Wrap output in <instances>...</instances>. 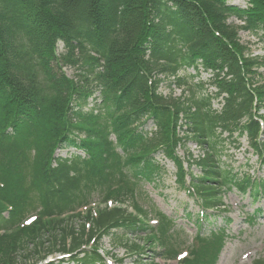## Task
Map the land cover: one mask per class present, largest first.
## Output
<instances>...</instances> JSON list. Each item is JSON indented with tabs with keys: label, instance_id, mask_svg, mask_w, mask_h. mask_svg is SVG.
<instances>
[{
	"label": "trees",
	"instance_id": "trees-1",
	"mask_svg": "<svg viewBox=\"0 0 264 264\" xmlns=\"http://www.w3.org/2000/svg\"><path fill=\"white\" fill-rule=\"evenodd\" d=\"M234 1L0 0V264L65 263L46 261L55 255L104 264L97 248L111 230L155 233L165 245L168 222L160 214L152 229L122 209L88 207L97 194L129 200L138 210L135 186L157 176L159 152L175 166L180 189L205 210L222 206V188L244 192L247 186L252 197L260 192L219 166L223 133L246 135L253 152L264 153V141L258 142L264 119L257 115L264 85L254 81L260 62L237 36L238 30L264 33V0H246L245 8ZM231 18L242 25H230ZM61 62L76 68L78 79L66 77ZM198 66L215 73V95L204 94L192 76L177 78ZM159 76L175 77L167 87H187V96L159 95ZM95 91L98 102L82 111ZM222 95L223 106L214 111L211 102ZM148 121L155 127L150 134ZM189 141L204 153L196 160L187 154L185 172L175 150ZM59 148L78 153L55 157ZM218 242L182 264H198L215 251L213 264ZM164 250L175 258L171 247Z\"/></svg>",
	"mask_w": 264,
	"mask_h": 264
},
{
	"label": "rangeland",
	"instance_id": "rangeland-1",
	"mask_svg": "<svg viewBox=\"0 0 264 264\" xmlns=\"http://www.w3.org/2000/svg\"><path fill=\"white\" fill-rule=\"evenodd\" d=\"M245 2L235 0L233 5L245 8ZM229 24L241 25L233 18L229 19ZM238 38L247 49L249 56L260 62V66L256 69L258 75L254 81L259 86L264 85V33L260 32L255 35L239 31ZM61 52L62 46L58 44L57 53ZM59 67L68 78L76 77L77 71L72 66H64L61 62ZM209 77L205 72H201L199 79L207 81ZM160 91L164 96L170 94L173 98L180 96V91L177 89L171 92L161 87ZM211 91L213 90L210 89L207 92ZM218 107L219 104L214 102L213 109H218ZM260 114L264 115V110H261ZM148 126L151 128L150 122L145 128L148 129ZM222 137L225 139L226 135ZM223 145L220 158L223 166L230 167L236 173H247L253 178H260L264 181V166H260L259 159L252 154L246 137L225 139ZM185 149L195 159L202 154V150L192 142H189ZM175 153L181 159L185 156L181 148L176 149ZM154 157L162 167L161 175L155 178L154 184H138L136 203L144 210L152 208L153 213L159 212L169 218L174 227L169 230L167 246L171 245L173 250L181 255L186 252L190 254L191 251L195 253L199 247L200 249L208 247V239L213 236L221 241V250L213 264H251L252 261L264 257V198L253 202L247 195L242 196L235 190L229 191L221 198V203L225 206L224 212H213L211 214L213 216H207L204 220L198 205L178 189L172 163L159 153ZM193 173L199 175L196 169H193ZM91 202L93 203L92 208L101 210L120 206L117 202L100 204L101 195L97 194L92 196ZM122 207L129 214L136 216L131 201H126L125 206ZM206 214L209 213L206 212ZM200 220L204 221L200 222ZM153 221L154 215L150 214L148 222L153 223ZM152 227H155V224ZM202 242L206 243L205 248ZM98 250L105 257V264H117L115 261H121L120 264H178L176 261H168L160 257L162 251L154 236L139 235L126 238L120 231H113L110 236L100 240ZM214 254L215 251L210 252L202 257L198 264H212Z\"/></svg>",
	"mask_w": 264,
	"mask_h": 264
}]
</instances>
